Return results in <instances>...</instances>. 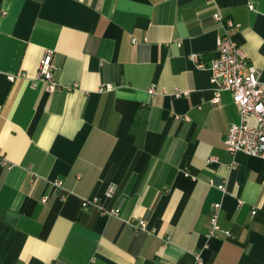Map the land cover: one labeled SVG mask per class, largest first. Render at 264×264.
<instances>
[{
  "label": "crops",
  "instance_id": "0c3cea01",
  "mask_svg": "<svg viewBox=\"0 0 264 264\" xmlns=\"http://www.w3.org/2000/svg\"><path fill=\"white\" fill-rule=\"evenodd\" d=\"M215 13L264 81V0H0V264H264V159L228 153L237 107L189 59Z\"/></svg>",
  "mask_w": 264,
  "mask_h": 264
},
{
  "label": "built area",
  "instance_id": "2783aa9c",
  "mask_svg": "<svg viewBox=\"0 0 264 264\" xmlns=\"http://www.w3.org/2000/svg\"><path fill=\"white\" fill-rule=\"evenodd\" d=\"M212 17L220 22L224 28V31L216 40L214 56L204 60L201 53L194 52L189 55V59L197 68L206 69L210 72V82L215 85L214 99L219 98L221 91H228L237 107L239 122L228 125L223 141L225 149L228 153L241 151L249 156L264 159V81L261 82L258 69L248 61L247 55L231 36L232 29H237L240 25L230 19L224 21L218 13H215ZM135 42L136 39L133 38L132 43ZM54 69L51 52L47 51L39 61L37 78L46 83V89L49 91L57 86V83L51 78ZM9 79L13 80V76H9ZM105 88L109 89L110 86L106 85ZM148 92L151 94L154 89L150 88ZM185 94L186 92H175L176 96ZM249 115L255 119V124L249 125L247 123L246 119ZM0 162L7 165L1 157ZM61 183L60 180H55L51 185L55 188L61 186ZM210 183L213 184V181H210ZM217 188L223 190V185L218 184ZM114 192L115 186L110 185L105 191V197H112ZM82 200L83 208L99 207L103 212L102 214L108 216L119 214V207L105 208L97 197ZM220 209L221 204L219 202L213 203L209 216V235L213 236L220 231V225L217 222ZM144 224V221L140 220L132 222L130 225L136 231H139L145 229ZM193 264L205 263L200 255L196 254Z\"/></svg>",
  "mask_w": 264,
  "mask_h": 264
}]
</instances>
